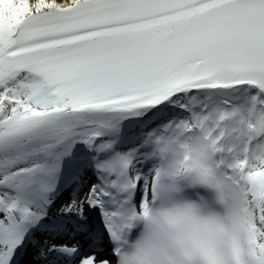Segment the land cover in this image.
<instances>
[{
    "label": "snow or ice",
    "instance_id": "snow-or-ice-1",
    "mask_svg": "<svg viewBox=\"0 0 264 264\" xmlns=\"http://www.w3.org/2000/svg\"><path fill=\"white\" fill-rule=\"evenodd\" d=\"M176 198L264 264V0H0V264H118Z\"/></svg>",
    "mask_w": 264,
    "mask_h": 264
},
{
    "label": "clouds",
    "instance_id": "clouds-1",
    "mask_svg": "<svg viewBox=\"0 0 264 264\" xmlns=\"http://www.w3.org/2000/svg\"><path fill=\"white\" fill-rule=\"evenodd\" d=\"M133 210L120 238L118 264H203L201 250L214 224L212 210L176 198ZM135 232V235H132Z\"/></svg>",
    "mask_w": 264,
    "mask_h": 264
}]
</instances>
